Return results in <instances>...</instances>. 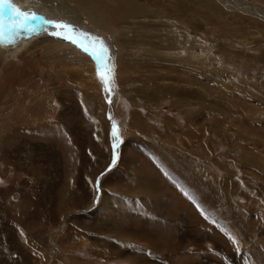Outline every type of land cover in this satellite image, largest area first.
<instances>
[{
	"label": "rangeland",
	"instance_id": "obj_1",
	"mask_svg": "<svg viewBox=\"0 0 264 264\" xmlns=\"http://www.w3.org/2000/svg\"><path fill=\"white\" fill-rule=\"evenodd\" d=\"M42 1L59 20L81 19L75 27L87 31V46L99 38L106 50L97 45L92 54L54 34L34 36L50 26L41 19L10 29L14 15H0L1 35L23 34V47L0 46V264H264V0ZM26 2L28 10L15 7L43 14ZM249 7L261 16L248 15ZM105 66L107 83L98 77ZM98 118L107 123L99 144L91 133ZM56 121L69 129L52 136L57 145L33 137L48 138L45 126ZM110 123H117L124 164H132V147L152 149L230 236L190 214L186 201L162 208V197L178 193L156 179L151 216L97 202L92 185L115 139ZM70 134L79 137L74 144ZM55 149L92 156L64 185L70 171L63 178L53 159L40 163ZM109 160L99 176L114 168L111 151ZM121 193L114 199L124 205L130 199Z\"/></svg>",
	"mask_w": 264,
	"mask_h": 264
},
{
	"label": "crops",
	"instance_id": "obj_2",
	"mask_svg": "<svg viewBox=\"0 0 264 264\" xmlns=\"http://www.w3.org/2000/svg\"><path fill=\"white\" fill-rule=\"evenodd\" d=\"M86 113H87V111H86ZM58 123L59 122L56 121V124H54L56 128H52L51 127V131H50L51 135H49L48 138H46V135L44 133L34 134L33 137L34 138L36 137L37 139H40L44 143L46 142L47 146H48V142L50 143V146H51V143L57 145V142H56L57 139L55 140L54 138H52V136L60 135L63 132V130L66 132L65 129L69 130L68 126L65 127V126H62L60 124L58 125ZM105 125H107V123L105 121L104 122H100L99 118H98V119H95V122L93 123V127H91L92 128L91 133L95 134L96 143H98V144H99V140L103 139L101 134L105 130H107V129L104 128ZM82 130L86 132L85 128H82ZM82 130L79 133L84 136ZM70 132H71V130H70ZM87 133H90V129H88ZM70 135L72 137L68 136V138H69L68 144H69V142L74 144V142L79 137H76V134L75 135L74 134H70ZM25 136L27 137L26 139L28 141H31V142L34 141V140H31V137L29 135H25ZM83 136H82V138H83ZM61 139H62V137H61ZM106 139H107V134H106ZM49 140H51V141H49ZM58 141L61 143L60 140H58ZM63 141H65V140H63ZM118 149H120L119 152H117ZM137 151L135 150L134 147H132L130 149V153L126 154V158H128V159H130L132 161L131 162L132 164H130V166H129V164H124L123 161H122L123 160V153H122L121 146H119L117 148L114 147L113 148V155L115 157V161H114V165H113L114 168L110 172H108L107 174L105 173L104 175L99 176V175H101V173H103V170L106 168L107 164H109V161H110L109 160L110 159V150H109V154H108V158H107L106 162H104L103 164H97L98 172H97V176L94 179V182H93V185H92V194L91 195L94 196V199H95V197L97 195L98 196L97 202H99V203L107 202V203H110V204H113V205H119L115 209H118V208L125 209L127 211H132L135 214H143L144 213V215L146 217V216H151L152 215V207H151V205L154 202L153 201V198H154L153 182H154V180L156 179V180H158V181H160L162 183H166L167 184V183H169V179L167 178L166 174L162 175L161 172H163V171L155 164V161H154V158H153V156H155V155L153 154L152 149H148L146 147H139L137 149ZM87 152H88V154L90 156H88L86 154V151H83V149H81V150L76 149V152H74V150H72V151H70L69 155H65L64 156V155H62L63 153L61 154L58 149H55L53 151H47L46 152V158L43 157V159H45V161H40V163L41 164L44 163V162L47 163L49 161L48 160V157H49L51 159V161H49V163L46 165V167H48V166H50L51 162H53V160H54L55 170L57 168L58 171L61 172V174L63 175V178H64V175H66V173L70 171L71 179H70V177H69V179H67V177H66V178H64L65 179L64 182H63V180L61 182V183H63L65 185L66 181H69V180L73 179L72 178V174H73L76 166L80 163L81 159L82 160H89V158L92 156V152H91L90 149H88ZM147 152H149V154H147ZM139 153L144 154V156L146 158L142 157ZM166 153H168V152L166 151ZM156 154H158V153H156ZM32 155H33V151L30 149V151L28 153H26V155H25L24 159H26V160L25 161L23 160L24 163H26L27 159L30 158ZM36 155H37L38 158L40 157V154L36 153ZM63 157H64V159H63ZM67 159H68V161H67ZM103 160H104V157L101 156L100 157V162H103ZM166 161L167 160L165 159L164 160V164L165 165H167L165 163ZM167 166L169 168V165H167ZM128 167H129V170H128L127 174H126V168H128ZM172 167L174 168V172H176L178 170V169L175 168L173 163H172ZM45 168H44V170H45ZM64 168H65V170H64ZM178 172L181 173V171H178ZM18 175L20 176V173ZM191 175H193V174H191ZM133 177H134V179H133ZM83 178L86 179L85 176H83ZM125 184H127L129 187L126 186V188L123 189L122 187ZM209 186H211V184ZM165 187H167V186H165ZM101 188H103V191L99 190ZM121 192H124L127 195H129L128 197L130 199L129 201H127V203H124V205L120 202V200H115L114 199V198H117V196L118 197H122L123 194ZM69 193H71V192H69ZM127 195H125V196H127ZM90 199L91 198L88 197L86 199V201L89 202ZM94 199H93V203H95ZM121 201L124 202V200H122V199H121ZM133 201H134V204H133ZM138 201H140L142 206L145 205V209L144 210H142V209H140L138 207V204H137ZM161 202H162V205H163L162 208H164L165 210L168 209L167 205H170L171 202H173L175 204L178 203V207H179L180 202L183 205H185V200H179V195L178 194L174 196L173 200H171L170 196L169 197L166 196L165 198L162 197V201ZM186 204L188 205L187 202H186ZM164 205H166V206H164ZM188 207H189V210H190V214L196 215V213L193 211V209L189 205H188ZM203 208L206 209L207 211H209L204 206H203ZM213 216H216V215H213ZM165 217L169 218L170 216H169L168 213H165ZM217 219L219 220L218 217H217ZM219 222L220 221H218V223ZM220 227H221V225H220ZM24 244H25V241H24ZM25 247H27L28 249L30 248L28 243L25 244ZM224 261L226 262V260H224ZM244 263L248 264L247 262H244ZM227 264H232V263L229 262ZM236 264H242V263L236 262Z\"/></svg>",
	"mask_w": 264,
	"mask_h": 264
},
{
	"label": "snow or ice",
	"instance_id": "obj_3",
	"mask_svg": "<svg viewBox=\"0 0 264 264\" xmlns=\"http://www.w3.org/2000/svg\"><path fill=\"white\" fill-rule=\"evenodd\" d=\"M5 10L10 11L14 17L15 21L11 27L13 28H24L27 27V22L29 20H36L38 17L34 13H26L22 12L20 9L15 8L14 5L10 3V0H0V15L3 14ZM47 25H50L53 29H55V35L58 37L68 40L73 44L77 43V37H83L86 34L82 32H78L75 27L72 24L64 23L61 21H51L47 20L44 22ZM3 25L0 24V34H2L3 31ZM34 30V29H33ZM97 45H99L100 51H105L106 46L103 44V41H100L99 38H93L92 42L89 46H85L83 44H80L79 46L85 51L88 52L89 47L93 49V53H96ZM110 69H108L106 66L103 69V74L98 72V77L102 80V82L107 83L108 81V74L110 73ZM115 135V131H114ZM233 243H235L233 241Z\"/></svg>",
	"mask_w": 264,
	"mask_h": 264
},
{
	"label": "bare ground",
	"instance_id": "obj_4",
	"mask_svg": "<svg viewBox=\"0 0 264 264\" xmlns=\"http://www.w3.org/2000/svg\"><path fill=\"white\" fill-rule=\"evenodd\" d=\"M15 0H10V2H12V3H14L15 5L14 6H17L18 8H23V9H26L25 7H27V5H26V0H19V2L18 3H21L22 5H17L15 2H14ZM33 1H35L36 3H38L37 5H36V7L38 8V9H35L37 12H40V13H45V14H47L50 18H56V19H58L59 18V16H57V15H53L55 12H56V10L53 8V7H51L50 5H48V6H46L45 8H47V9H43V8H41V7H39V3L40 4H42V0H33ZM24 2H26V3H24ZM236 5H238V6H241V4H236ZM59 7V6H58ZM16 8V7H15ZM26 10H28V9H26ZM61 10V8L59 7V8H57V11L59 12ZM248 10L249 11H251L252 13H250V14H248V15H252V16H255V15H257V14H259L260 16H261V12H259L258 10H256V9H253V8H248ZM239 12H241L240 10H238ZM29 13H30V11H29ZM34 13V12H33ZM35 14H36V12H35ZM44 14V15H45ZM59 14V13H58ZM38 15V14H37ZM63 15V14H62ZM39 16V15H38ZM258 16V15H257ZM39 20V19H38ZM37 20V21H38ZM72 20V19H71ZM40 21V20H39ZM77 21H78V23L75 21L74 22V20L73 21H71L72 22V24H74V26H76L77 24H79V23H81L82 22V20L81 19H77ZM41 22V21H40ZM39 22V23H40ZM43 23V22H42ZM1 24V23H0ZM2 24L4 25V24H6V23H3L2 22ZM36 24H38L37 22H36ZM44 24V23H43ZM7 25V24H6ZM10 25V24H9ZM30 25V24H29ZM40 25V24H39ZM37 26V25H36ZM48 26V25H47ZM7 27V26H6ZM40 27V26H39ZM50 27V26H49ZM48 27V28H49ZM10 28V27H9ZM38 28V27H37ZM45 28H47V27H45ZM51 28V27H50ZM49 28V29H50ZM10 29H13L12 27L10 28ZM15 29V28H14ZM17 29H19V28H17ZM5 30H6V28H5ZM20 30V29H19ZM19 30H18V32H19ZM23 30V29H22ZM25 30V29H24ZM23 30V31H24ZM40 30H41V32H42V30L43 31H45V29L44 28H40ZM47 30V29H46ZM50 30H53L54 32H51L50 34H54L55 33V29H50ZM25 32V31H24ZM29 34V33H28ZM27 34V35H28ZM31 35L30 36H33V34L32 33H30ZM18 35V34H17ZM23 34H21L20 35V37L22 36ZM25 35H26V33H25ZM55 35V34H54ZM19 36V35H18ZM29 36V35H28ZM56 37H57V35H55ZM19 37V39L15 36L14 37V35L12 36V34L10 35V33H6V35H1L0 34V46H3V47H8L7 46V42H9V43H11V44H13V43H16L18 46H16L18 49L19 48H21V47H23L22 46V44L23 43H21V40L20 39H22V38H20ZM30 38V37H29ZM32 38V37H31ZM24 39H26L25 37H24ZM32 40V39H31ZM3 41H5V42H3ZM22 41H24V40H22ZM67 42V41H66ZM68 42H70V41H68ZM71 43V42H70ZM71 44H73V43H71ZM76 44H78V45H80V43L77 41V43ZM68 45V44H67ZM68 46H70V45H68ZM7 50H11V51H13V52H15L17 49H15V50H12V49H10V48H7ZM82 50V49H81ZM11 55H15V53H12V54H10V56ZM90 107V106H89ZM46 124H48V123H46ZM63 126V125H62ZM46 127V129H48L49 130V132L51 131V127L50 126H45ZM106 152V151H105ZM98 154V153H97ZM105 155V154H104ZM103 155V156H104ZM97 156V155H96ZM96 171V170H95ZM28 175V174H27ZM29 177V176H28ZM74 181V180H73ZM72 183V182H71ZM15 188V187H14ZM18 191H20V190H18ZM17 191V192H18ZM82 198V197H81ZM14 203H16V202H14ZM13 203V204H14ZM17 204V203H16ZM7 205V204H6ZM11 205V204H10ZM9 206V205H8ZM12 207V206H11ZM28 207H30L31 208V205L29 206L28 205ZM19 208V207H18ZM11 209H13L14 210V206L11 208ZM27 214V213H26ZM18 218H19V215H18ZM66 235V234H65ZM24 240H25V244H27V242L26 241H28V238H24ZM135 248V247H134ZM13 259V258H12Z\"/></svg>",
	"mask_w": 264,
	"mask_h": 264
}]
</instances>
